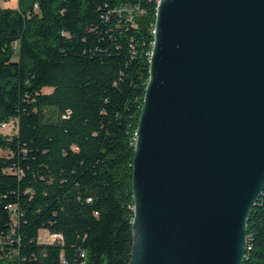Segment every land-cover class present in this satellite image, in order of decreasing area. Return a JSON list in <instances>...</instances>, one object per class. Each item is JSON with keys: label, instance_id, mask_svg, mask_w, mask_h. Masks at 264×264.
<instances>
[{"label": "trees", "instance_id": "1", "mask_svg": "<svg viewBox=\"0 0 264 264\" xmlns=\"http://www.w3.org/2000/svg\"><path fill=\"white\" fill-rule=\"evenodd\" d=\"M158 3L0 7V264H130ZM247 240L243 264H264V193Z\"/></svg>", "mask_w": 264, "mask_h": 264}, {"label": "water", "instance_id": "2", "mask_svg": "<svg viewBox=\"0 0 264 264\" xmlns=\"http://www.w3.org/2000/svg\"><path fill=\"white\" fill-rule=\"evenodd\" d=\"M130 264H243L264 193V0H160Z\"/></svg>", "mask_w": 264, "mask_h": 264}, {"label": "rangeland", "instance_id": "3", "mask_svg": "<svg viewBox=\"0 0 264 264\" xmlns=\"http://www.w3.org/2000/svg\"><path fill=\"white\" fill-rule=\"evenodd\" d=\"M0 7L2 8H17L18 0L2 1L0 0ZM58 240V237L51 235L48 231H41L40 242L41 243H54Z\"/></svg>", "mask_w": 264, "mask_h": 264}, {"label": "built area", "instance_id": "4", "mask_svg": "<svg viewBox=\"0 0 264 264\" xmlns=\"http://www.w3.org/2000/svg\"><path fill=\"white\" fill-rule=\"evenodd\" d=\"M2 1H9V0H2ZM2 129L6 132H12L15 129V124L13 122L4 123L2 125Z\"/></svg>", "mask_w": 264, "mask_h": 264}, {"label": "bare ground", "instance_id": "5", "mask_svg": "<svg viewBox=\"0 0 264 264\" xmlns=\"http://www.w3.org/2000/svg\"><path fill=\"white\" fill-rule=\"evenodd\" d=\"M160 1V0H159Z\"/></svg>", "mask_w": 264, "mask_h": 264}]
</instances>
